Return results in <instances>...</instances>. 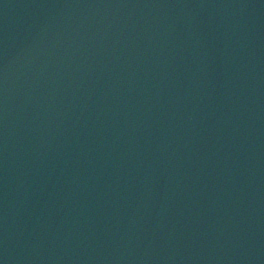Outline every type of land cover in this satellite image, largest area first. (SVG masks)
Masks as SVG:
<instances>
[{"label":"water","instance_id":"95a60500","mask_svg":"<svg viewBox=\"0 0 264 264\" xmlns=\"http://www.w3.org/2000/svg\"><path fill=\"white\" fill-rule=\"evenodd\" d=\"M0 264H264V0H0Z\"/></svg>","mask_w":264,"mask_h":264}]
</instances>
